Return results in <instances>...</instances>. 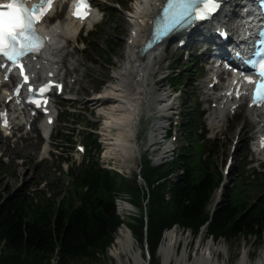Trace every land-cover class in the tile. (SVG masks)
Masks as SVG:
<instances>
[{
    "label": "rangeland",
    "instance_id": "374dc122",
    "mask_svg": "<svg viewBox=\"0 0 264 264\" xmlns=\"http://www.w3.org/2000/svg\"><path fill=\"white\" fill-rule=\"evenodd\" d=\"M112 1L113 0H111V2ZM122 1L128 4L125 7L114 4L115 8L113 11L111 10V14L109 15V12L107 11V15L102 23L96 27L98 31L91 34L92 37H88L84 41L82 38L83 44L87 46L86 50H82L83 44L79 41V39L77 40V42H79L78 44L77 42H74V44L70 45V47H68L66 50V58L77 61L74 67H79L77 69L79 77L77 79L75 91L78 92L77 97H80L81 99L76 104H74L73 108L75 109L71 111L75 113L74 117H76V122H74V126H72V128L75 130L74 136L76 135L75 139L78 141L77 144L83 143L82 135L87 133V128H85V126L82 124L84 122L93 124L97 127V130L94 131V135L98 139V142H100V140L105 141L103 122L105 120L104 116H101L100 114L103 108H93L90 106V104H88V102L90 99L97 96L99 92H102L105 86L112 84L114 82L113 76L119 75L120 71L123 69L124 61L126 59L125 54L129 48V44L131 42L130 37L133 31L132 29L134 28V23L130 20V15L134 11L135 2L138 0H132L131 2H127V0ZM98 2L103 7L105 4L107 7L111 5L109 0H99ZM234 9L237 10V8ZM192 42L193 41L191 40L187 48L192 53V56L188 60L183 57V50L176 51L172 44L163 47L162 49L164 50H159V52L164 55L162 60L163 64L161 72L154 77V79L158 81L165 77L163 82L161 80V90L159 92L168 90L172 95L178 97L176 108L179 106L177 110L178 113L181 114L182 123L180 130L178 129L180 143L178 142L175 147L181 149L182 153L184 149H187L193 144L198 154V157H196L197 162L195 163L198 172L201 173V171L204 169L220 171L221 178L223 174V180H220L224 183V190L227 185H229L228 187L233 185L236 172L239 171L243 163H245L247 175H254L256 178L254 180H250V183L246 185L245 191L244 189L242 190L243 196L246 197L249 195L252 205L259 203V201H263L262 206L264 207V165H253L255 160H253V156L248 152V141L246 140V146H244L242 141V136L245 137L250 135V132L246 134L245 130L242 131L244 124H241V121H238L236 124L231 123L225 132L222 130L224 132L223 134H219L217 139L213 140V135L215 134H211L210 132V129H212L213 126L210 127V125H208L209 119L207 116V112L212 109L210 106L206 105L208 103L204 101L205 98L203 95V89L205 91L206 87L205 83H208L209 81V72L206 67L201 68V65L206 60V58L203 57L202 60L201 56L199 57V53H194V44ZM200 44L204 43L200 41ZM194 61H196V63L193 64L192 62ZM197 70L199 71L197 72ZM174 77L176 79L173 80ZM204 79L206 80L203 81ZM174 84H176L175 86H177V88L174 86ZM172 87H174V90ZM65 106L67 107L68 105L64 104V107ZM205 109H207V111ZM194 111L195 115H192L194 116V129L199 130V128L204 126L208 130V134L206 136L207 141H205L206 145L202 147L200 142H198L196 139V136L190 137L194 139L190 142L185 134L186 129L184 128V123L187 122V114L189 115L190 112L194 114ZM103 112H108V110H103ZM200 113L203 114L204 119L199 118ZM64 119V113H62L60 122L54 132V136L65 126V123L62 122ZM154 120L155 115L142 116L139 124L138 135L140 156H138V153H136L137 155L134 159L132 157L128 159V164H123V162L116 157H105L106 153L104 150H106V145L102 143L103 146H101L103 151L102 156L104 154L101 163H105L112 169H116L117 172L119 171L120 174H124L123 176L127 177V180L130 184L143 187L147 195L149 194L147 184L142 175H140L138 178L137 174L140 169V164L142 167L144 162H147L145 156L148 158L151 157L152 159H154L155 156V153H151V149L148 146V134L150 132L149 127L154 123ZM109 132L110 131L106 133ZM113 132H117V130H113ZM36 137L37 136L34 133L29 138L15 144L14 142L5 140V138L0 133L1 195L6 197L16 189L21 187H29L32 202L35 205L38 204L36 206L53 203L52 206H54L56 209L62 206L67 209L69 206L71 207L76 204L79 205L80 203L78 202L77 193L74 189L73 179L68 176L67 173V168L71 167V163L64 162L62 164L63 159L56 156L58 155L54 149L56 148V145L53 144L51 147L52 151L48 155L49 158L40 162L39 158L42 157V154ZM66 146H70L64 148L66 157L71 154L69 159H72L73 157L74 160L80 162L82 161L83 157L88 154L87 151L85 154L79 153L77 147H75L73 144H68ZM201 153L202 156H200ZM210 154L212 157L206 158ZM232 156L233 165L230 167V174L226 175L224 174L225 165L228 159ZM178 159L179 156H176L175 158L173 156H170L169 158L167 157L166 160L169 162L163 165L177 162ZM256 167H258V174H252L253 169ZM180 171V167H177L176 170L168 177V180H170L169 184L176 181L175 175L179 174ZM220 180L219 183L221 182ZM218 185L215 187L213 193L214 195L212 197V201L208 205L207 212H210L215 206V195H218ZM116 198L119 199L118 203L120 204L119 207L122 214L120 216L124 220L119 229L123 226H126L132 232V228L128 225L130 220L133 221L131 215L136 217L140 216L141 213L143 215L146 222L145 228L142 230L145 241L140 243L137 237H135L134 250H136L138 254L142 255L143 260H145L144 264H149L150 262L148 263L145 257V244H147L146 238L147 235L150 234V222L148 223L150 211L149 199H144L143 205L141 207H137L131 203V199H133L134 196L129 193L128 190H124L123 193H119ZM219 198L222 197L220 196ZM168 199L169 195L166 194V200ZM126 201L133 205L134 211L131 212V215L128 214V211L122 212L123 210L121 208L124 205L123 202ZM201 228V230L195 232L191 228H185L182 225H173L172 227L163 230L160 242H162L163 235L166 231L177 229L180 232L179 239H184V241L179 246H177V251H179L180 254H182L185 250L184 244L186 243V239L188 238L189 241H191L187 250V252L189 251L187 256L190 261L189 264L193 263L194 257L197 256L198 252L203 254L207 251L205 246L208 242L214 244L218 251L220 249L223 251L220 254L221 263L226 262L227 264H238L239 260L244 256V254L246 252H250L251 261H249V264H254L262 254L264 255V238L262 240H258L253 236L246 238L244 235H240L229 239L221 238L219 240H214L213 238L208 237V230L204 228V226ZM119 229L117 233L113 235V243L108 246L107 254L99 253L97 260L84 258L82 260L72 261L71 263L116 264L117 261L111 256V252L115 246L116 238L118 237V233L120 231ZM200 243H203V246H200ZM2 248L3 245H0V253H4L3 250L1 251ZM156 255L159 263L161 264V256L158 251L156 252ZM51 264H58V258L56 256L51 259ZM171 264H175V262Z\"/></svg>",
    "mask_w": 264,
    "mask_h": 264
},
{
    "label": "trees",
    "instance_id": "16d2710c",
    "mask_svg": "<svg viewBox=\"0 0 264 264\" xmlns=\"http://www.w3.org/2000/svg\"><path fill=\"white\" fill-rule=\"evenodd\" d=\"M113 2L124 7L128 4L122 0ZM192 115V112L187 114V122L184 123L190 142L194 140L190 137L197 136ZM196 157L198 154L192 144L184 149L177 162L159 167L152 166L148 160L144 162L141 175L147 184L148 195L143 187L130 184L122 174L103 169L97 157L89 164L70 170L80 205L67 209L64 206L56 209L53 203L36 206L28 188H21L6 197L0 193V245L4 251L0 253V264H51L55 256L58 264H72V261L84 258L97 260L99 253L107 254L113 235L124 222L115 205V196L124 190L134 196L131 203L137 207L143 205L144 199H149L150 234L146 243L150 250V264H160L156 252L162 232L173 225H182L197 232L210 221L208 237L214 240L240 235L262 240L263 201L252 205L249 195L243 196L242 190L245 191L249 183L245 182L242 173L236 172L233 185L227 188L222 202L210 215L207 208L221 173L213 169L199 173L195 166ZM177 167L183 173L169 184L168 177ZM166 194L169 195L168 200ZM132 219L127 221L132 234L143 243L145 219L142 213L132 216Z\"/></svg>",
    "mask_w": 264,
    "mask_h": 264
},
{
    "label": "bare ground",
    "instance_id": "6f19581e",
    "mask_svg": "<svg viewBox=\"0 0 264 264\" xmlns=\"http://www.w3.org/2000/svg\"><path fill=\"white\" fill-rule=\"evenodd\" d=\"M159 2L160 0H138L135 2L134 11L130 15V20L134 23V28L132 29L133 31L130 37L131 42L129 48L125 54L126 59L124 61L123 69L120 71L119 75L113 76L114 82L112 84L105 86L102 92L88 102L93 108H103L100 114L101 116H104L105 120V157H116L120 159L123 164H128L127 162L130 157L134 159L139 150V145L137 144L136 139L137 129L142 116L158 115L160 118L168 117L178 103V97L172 95L170 91L164 90V92H159L161 90V82L154 79V77L161 72L164 55L159 51H153L142 55L139 51L141 38L148 36L149 33L147 21L158 11L157 7ZM229 6H232V4ZM233 15L234 18H237V11H234ZM208 26L209 24H205L202 29H208ZM60 30L62 34L59 36L58 31ZM52 31L59 37H57L58 39H54L55 43H53L43 54L44 63L45 61H48L51 63L48 66L54 67L63 64L64 68L71 69L75 66V63L71 62L70 59H66L64 53L65 47L63 44L61 46V52L59 53V38L61 36L72 38V33H74L75 28L72 24L64 23L60 26L55 25L52 28ZM165 44H167V42L162 44L161 47ZM53 60L57 61L52 63ZM212 83L213 80H209L208 83H205V92L208 97L213 96L208 94L211 90L209 87L212 86ZM226 91L227 88L223 85L222 94L221 96L219 94L218 99H225ZM106 104H109L108 107ZM103 110H108V112H103ZM218 111L220 116L218 117L216 124L219 123L221 116L222 119L227 116L225 113L226 109H224V103L218 108ZM257 117H261V115H258ZM260 122L261 120H259L257 124ZM163 124H158L160 125V129L164 128ZM113 130H117V132H113ZM108 131L110 132L106 133ZM164 132V130L159 132L156 136V141H161L163 136L160 135ZM154 136L155 134L151 132L150 142L155 141L153 140ZM244 142L245 140L243 139V143ZM171 148L172 144L166 145L162 154L159 155V159L166 157V153H168ZM121 209L123 210L122 212L129 210V204L123 205ZM119 230L115 246L111 252V256L117 261L116 264H144L145 260H143L142 255L134 250V236L130 229L123 226ZM179 233L180 232L177 229H171L164 233L162 242L158 248V252L161 256V264H171L173 262H175V264L190 263L187 257L189 251L187 252V250L191 241H189L188 238L186 239V243L184 244L185 250L180 254L179 251H177V246H179L184 239H179ZM202 244L203 243H200V246H203ZM205 248H207L208 252L206 251L203 254L198 252L197 256L194 257L192 264H227L226 262L221 263L220 261V254L223 252L221 249L218 251V249L215 248V245L211 244V242H208ZM250 256V252H246L239 260L238 264H249V261H251ZM254 264H264V255L262 254Z\"/></svg>",
    "mask_w": 264,
    "mask_h": 264
},
{
    "label": "snow or ice",
    "instance_id": "6c2138e0",
    "mask_svg": "<svg viewBox=\"0 0 264 264\" xmlns=\"http://www.w3.org/2000/svg\"><path fill=\"white\" fill-rule=\"evenodd\" d=\"M83 2L84 0H78V5ZM51 3L52 0H41L40 4L33 5L32 8H28L24 0H9L6 4H0V56L6 57L15 64L19 57L40 50L41 37L34 27L37 20L35 13L45 4ZM197 3L202 4L203 7L199 9L196 18L203 20L211 18L220 7L221 0H169V7L175 6L182 10L178 15H184ZM74 15L82 17L79 7ZM260 69L262 79L255 82L249 80L250 83L256 84L253 94L254 104L264 103V62L260 64ZM45 90L46 88L40 89L41 93Z\"/></svg>",
    "mask_w": 264,
    "mask_h": 264
},
{
    "label": "water",
    "instance_id": "95a60500",
    "mask_svg": "<svg viewBox=\"0 0 264 264\" xmlns=\"http://www.w3.org/2000/svg\"><path fill=\"white\" fill-rule=\"evenodd\" d=\"M204 228H207V230H208V225H207V226H205Z\"/></svg>",
    "mask_w": 264,
    "mask_h": 264
}]
</instances>
